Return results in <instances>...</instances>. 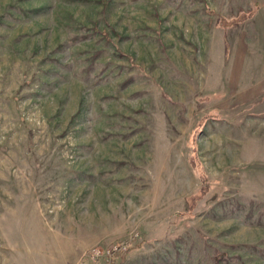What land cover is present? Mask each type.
I'll use <instances>...</instances> for the list:
<instances>
[{"label":"rangeland","instance_id":"obj_1","mask_svg":"<svg viewBox=\"0 0 264 264\" xmlns=\"http://www.w3.org/2000/svg\"><path fill=\"white\" fill-rule=\"evenodd\" d=\"M262 1L0 0V264H264Z\"/></svg>","mask_w":264,"mask_h":264},{"label":"built area","instance_id":"obj_2","mask_svg":"<svg viewBox=\"0 0 264 264\" xmlns=\"http://www.w3.org/2000/svg\"><path fill=\"white\" fill-rule=\"evenodd\" d=\"M129 240H124L107 248L93 247L83 251L79 264H119L120 260L114 258L118 252H126L130 246Z\"/></svg>","mask_w":264,"mask_h":264},{"label":"trees","instance_id":"obj_3","mask_svg":"<svg viewBox=\"0 0 264 264\" xmlns=\"http://www.w3.org/2000/svg\"><path fill=\"white\" fill-rule=\"evenodd\" d=\"M262 5H264V1H262L261 3L254 2L253 8L250 9L248 12L241 11L235 17H231V18L218 17L217 24L219 27H221L223 29L237 25L238 23H241V22L249 19V17H251L256 12V10H258V8H260ZM209 12L212 13V11H209ZM127 252L122 253L120 251L118 253H115L114 258L115 259L120 258V263H121L122 261H124V258H125V255L127 254Z\"/></svg>","mask_w":264,"mask_h":264},{"label":"crops","instance_id":"obj_4","mask_svg":"<svg viewBox=\"0 0 264 264\" xmlns=\"http://www.w3.org/2000/svg\"><path fill=\"white\" fill-rule=\"evenodd\" d=\"M33 264H61L60 260H57L54 257H47V258H43L41 259V263H33Z\"/></svg>","mask_w":264,"mask_h":264}]
</instances>
